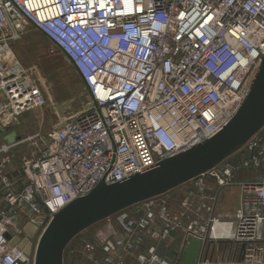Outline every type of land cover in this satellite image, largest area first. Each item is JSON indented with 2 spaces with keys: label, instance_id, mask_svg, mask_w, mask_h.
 <instances>
[{
  "label": "built area",
  "instance_id": "obj_1",
  "mask_svg": "<svg viewBox=\"0 0 264 264\" xmlns=\"http://www.w3.org/2000/svg\"><path fill=\"white\" fill-rule=\"evenodd\" d=\"M31 27L72 63L87 102L49 137L35 133L0 144V264L35 263V253L20 248L28 240L26 225L45 228L101 182L147 173L215 137L243 105L264 58V0H0V93L13 116L17 100L2 91L21 67L7 71L3 56L10 57V45ZM34 97L20 93L25 104ZM3 123L2 135L9 130ZM262 131L227 158L223 170L192 180L176 208L160 196L133 216L122 211L102 222L94 242L70 244V255L81 249L90 257L98 249L104 264H127L124 252L135 264H180L194 238L202 243L197 264H239L243 246L247 252L262 238L264 174L242 182L233 215H218L216 206L221 190L236 186L238 172H264ZM19 144L33 150L20 160L21 189L14 177ZM218 223L229 226L230 235H214ZM175 234H184L180 253L168 245ZM144 239L150 244L142 251ZM221 245L228 249L215 263Z\"/></svg>",
  "mask_w": 264,
  "mask_h": 264
},
{
  "label": "water",
  "instance_id": "obj_2",
  "mask_svg": "<svg viewBox=\"0 0 264 264\" xmlns=\"http://www.w3.org/2000/svg\"><path fill=\"white\" fill-rule=\"evenodd\" d=\"M4 55L7 71L19 69ZM264 128V58L249 93L231 122L215 137L190 150L162 161L147 173L107 185L101 182L87 196L73 201L55 214L43 230L35 250L34 264H65V253L72 241L91 227L145 201L158 198L219 168L223 162L244 148ZM39 229L26 225L28 240L20 245L32 254V242ZM15 239L12 245H17ZM202 243L188 238L180 264H197ZM246 245L239 264L245 261Z\"/></svg>",
  "mask_w": 264,
  "mask_h": 264
},
{
  "label": "rangeland",
  "instance_id": "obj_3",
  "mask_svg": "<svg viewBox=\"0 0 264 264\" xmlns=\"http://www.w3.org/2000/svg\"><path fill=\"white\" fill-rule=\"evenodd\" d=\"M45 40L46 39L40 33H38L36 29L31 27L27 32H25V34L19 41L14 42L12 45H10L9 48L11 59L14 62L17 61L19 63L21 70H19L20 72L12 74L11 77L6 80L8 83L3 88L2 92H4L5 94H13L14 98L17 100L16 106L18 107L17 111L19 114L17 115V111H15L14 114H16L17 116L14 117L19 123L21 134L24 136L22 139L29 135L35 134V132L49 137L63 125L64 117L57 118L54 115L51 116V114L53 113L52 111H55V108L58 106L57 104L55 105V101L52 100L53 83H62L67 89V93H62L63 95L61 94V97H66L67 95L71 98L76 97L74 100L75 105H72L70 112L66 116L68 119H70L68 120V122L76 119V117L84 110L87 102V97H80L79 92L76 91L77 81L74 80V77L72 75V67L68 61V58L59 49L55 48L50 44V42H46L47 40ZM14 53L18 58H16ZM72 70L74 71V69ZM54 90H56V88H54ZM20 93L22 95L23 93L28 95L30 93H34L35 97L33 99H30V101H27L25 104L24 101L20 99ZM36 127H40V129ZM261 135H263L264 137V131L261 132ZM17 136V131H13L10 134H3L1 135V141L3 144H13L17 141ZM18 150V157H22L23 154L30 156L33 153V150L31 149V151L30 147L27 144H23ZM16 166L19 169H17V172L15 173V179L21 184L19 186V189H21L24 186V174L21 169V162H18V158ZM262 174H264V172L241 170L240 172H238L237 177L235 175L236 186H234V188L240 189L241 195H244L243 187L241 186L242 182L256 181ZM191 188H193V185H191ZM180 190L181 189L171 192H179ZM171 192L167 193L166 197L169 198L170 194H172ZM187 196L188 194L183 198V200ZM180 197V194H175L174 198ZM162 198L164 199L165 195H163ZM177 201V203H180V199H178ZM220 201L218 211L220 209ZM140 204L134 207L137 208L138 206H140ZM130 209L131 208L126 210L124 213H127L130 216ZM104 225L105 224L101 222L91 227L84 234L79 235L77 238H75V240L71 243V246H74L79 242V240L84 238L91 239L94 242L97 233L101 229H103ZM115 227L119 228L118 225H115ZM44 229V227L39 228V231L36 234L35 238L30 240V242H32V253H35L37 243ZM142 235L143 237H145L144 234ZM183 235L184 234L173 235V241L168 243L172 252L177 251L178 253H180V242L184 238ZM260 241L262 244H264V230ZM149 243L150 241L144 239V246L142 248V251L146 250V244ZM222 246L223 245H221L220 248L221 250L216 251L214 254L216 259H219V257H221L220 255L222 253L224 254V251L228 249V247L226 248ZM224 246H226V244H224ZM70 247L66 251L67 255H65V264H94L96 262H98V264H104L102 262V254L98 249V252H93L90 257L87 254H84L83 250L80 249L78 258L75 257L73 261L68 258L70 255ZM250 255L252 258L250 257L249 262L247 263L246 261L243 262L244 264H264V245L255 248V250H253ZM123 259L127 264H135V258L132 257L131 254L124 252ZM217 261L214 262L216 263Z\"/></svg>",
  "mask_w": 264,
  "mask_h": 264
},
{
  "label": "crops",
  "instance_id": "obj_4",
  "mask_svg": "<svg viewBox=\"0 0 264 264\" xmlns=\"http://www.w3.org/2000/svg\"><path fill=\"white\" fill-rule=\"evenodd\" d=\"M37 32L40 33L47 40V41L45 40L46 42H50V44L52 46H54L53 43L43 33L39 32V31H37ZM15 56H16V58H18L16 54H15ZM8 60H10V57H8ZM69 63L71 64L72 69H74V71L72 69H71V71H72V75L74 77V80L77 81V89H76V91L79 92L80 97H83V96L87 97V91H86L85 85H84L81 77L79 76L78 72L76 71V69L74 68L72 63L70 61H69ZM74 72H75V74H74ZM60 87H61V89H60ZM54 88H56V90H54ZM42 89H43V87H42ZM66 90L67 89L65 88V86L62 83L61 84H56V83L52 84V95H53L52 96V100L55 101L54 104L55 105L57 104L58 105L57 107L60 110L56 107L55 111H52L53 113L51 114V116L54 115L57 118L58 117L59 118L60 117H64L63 124L68 122V120H70L66 116L70 112L72 105H75L74 100L76 98V97L71 98L68 95L66 97H61L62 93H67ZM43 91H44V89H43ZM9 115H10L9 112H7V110H6V100H5L4 94L0 93V121L4 122L3 125H6L7 127H9V130L7 131L6 134H10L13 131H17V133H18L17 141L15 143H13V144H16V143H19L24 136L21 134V130H20L21 128H20L19 123L17 122V120H15L14 121L15 123H13V124L9 123L10 119L14 117L13 115H10V117H9ZM36 128L40 129V127H36ZM35 133H38V132H35ZM1 135H2V133L0 134V144H3L2 141H1ZM21 146H20V144L18 145V148H17L16 152L19 151L18 149ZM30 150H31V148H30ZM16 156L18 158V162H20L21 158L23 156H26V155L23 154L22 157H18V154L16 153ZM237 175H238V173L236 174V177H237ZM14 177H15V175H14ZM191 185H192V183L189 182V183L181 186L182 188L180 187V188H177L176 190H173V191H178L179 189H181L179 192H171L172 194H170L169 198L166 197V195H165V198L168 200V202H170V205H171L172 208H176L179 205V203H177L178 199H180L179 202H181V200H183V198L187 194L190 193ZM175 194H177V195L180 194L181 197L180 198H174ZM242 196H243V194L241 195V191L238 188H234L233 187V188H229V189H226V190L225 189L221 190V192L219 193V199H218V203H217V206H216V213L218 215H229V216L233 215L236 212V210H238L240 208V206H241V200H242L241 197ZM220 199H221V201H220ZM219 201H220V209L218 211ZM130 210H131L130 214L133 216L134 213L136 212L137 208L133 207ZM217 260L219 262H221L223 260V257L221 256V257H219V259H216V257L214 256L213 261H217Z\"/></svg>",
  "mask_w": 264,
  "mask_h": 264
},
{
  "label": "bare ground",
  "instance_id": "obj_5",
  "mask_svg": "<svg viewBox=\"0 0 264 264\" xmlns=\"http://www.w3.org/2000/svg\"><path fill=\"white\" fill-rule=\"evenodd\" d=\"M214 235H226V236L230 235L229 226L224 225V224H222V223H218V224L215 226V228H214ZM263 245H264V244H262L261 241L256 242V243L250 245V247H249V249H248V251H247V253H246V256H245L246 263L249 262V259H250V257H251V255H250L251 252H252L253 250H255V248L260 247V246H263ZM251 258H252V257H251Z\"/></svg>",
  "mask_w": 264,
  "mask_h": 264
},
{
  "label": "trees",
  "instance_id": "obj_6",
  "mask_svg": "<svg viewBox=\"0 0 264 264\" xmlns=\"http://www.w3.org/2000/svg\"><path fill=\"white\" fill-rule=\"evenodd\" d=\"M65 255H67V254L65 253ZM68 255H69V254H68ZM75 257H77V258H78V255H77V256L69 255V257H68V258H70L71 260H73V261H74ZM77 258H76V259H77ZM73 261H72V262H73Z\"/></svg>",
  "mask_w": 264,
  "mask_h": 264
}]
</instances>
